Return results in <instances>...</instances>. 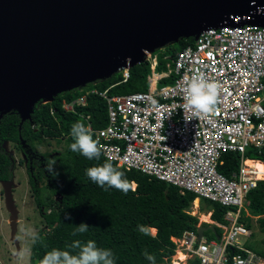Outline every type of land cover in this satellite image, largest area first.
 I'll list each match as a JSON object with an SVG mask.
<instances>
[{
	"label": "built area",
	"instance_id": "1",
	"mask_svg": "<svg viewBox=\"0 0 264 264\" xmlns=\"http://www.w3.org/2000/svg\"><path fill=\"white\" fill-rule=\"evenodd\" d=\"M240 20L202 32L194 45L178 53L167 73L156 71L157 57L149 54L147 92L110 96L93 89L63 103L65 111L74 112L87 104L88 94L101 97L108 124L100 130L90 123L86 127L108 161L228 209L226 224H215L222 230L218 240L199 242L192 231L174 239L176 253L201 264H264L263 257L246 247L249 233L241 221L247 195L264 181L257 166L264 163L247 157L249 150L264 151V27L241 25ZM129 71L122 70L123 82ZM193 72L220 85L211 115L196 118L183 107L185 78ZM171 73L174 82L160 87ZM230 153L239 156L238 168L227 177L219 168Z\"/></svg>",
	"mask_w": 264,
	"mask_h": 264
},
{
	"label": "trees",
	"instance_id": "2",
	"mask_svg": "<svg viewBox=\"0 0 264 264\" xmlns=\"http://www.w3.org/2000/svg\"><path fill=\"white\" fill-rule=\"evenodd\" d=\"M194 43V38H182L177 43L155 51L153 55L158 62L156 71L167 73L174 67L178 53ZM150 73L151 62L145 60L130 69V77L126 82H123L122 73L118 72L104 80L89 83L84 88L63 91L53 102H38L33 107L30 119H22L14 111L0 118V180L10 179L9 155L2 145L12 144L17 151L26 155V165L33 169L28 173L31 187L38 190L41 184L50 190L52 198L48 207L56 213L44 215L47 227L37 234L33 242L29 264H39L46 252L53 248L63 250L75 240H94L98 247L111 249L116 256V264H150L144 256L145 250L156 257V264H171L176 254L174 239H180L187 231L197 233L199 218L190 214L196 195H183L177 187L139 171L120 168L113 162L124 173V178L131 182V187L126 194L114 188L104 191L87 178L85 170L108 160L102 154L99 161H90L69 149L73 142L71 125L80 121L86 126L90 123L93 130L105 128L108 124V109L106 102L94 94H88L87 104L76 107L74 112L65 111L64 102H72L93 89L108 91L110 96L147 92ZM174 79L175 75L171 73L159 86L172 84ZM91 135L95 139L94 134ZM53 141L61 145V151L56 150V154L42 151V147L50 146ZM253 152L249 150L247 155ZM254 153L264 163V151ZM48 159H56L55 171L58 176L44 170V162ZM224 159L226 163L219 170L230 177L238 168L239 156L230 153ZM247 202L249 204L242 212L241 221L249 232L255 220L264 235V181H259L257 187L250 191ZM210 203L212 209L205 208L202 211H212V221L226 224L224 217L228 209L218 203ZM81 223L87 224L89 231L73 236L75 227ZM141 227L147 229L149 235H144L140 231ZM215 229V233L208 231V240L221 236V229ZM248 247L264 258V250H256L252 245ZM186 264L201 263L193 258L188 259Z\"/></svg>",
	"mask_w": 264,
	"mask_h": 264
},
{
	"label": "water",
	"instance_id": "3",
	"mask_svg": "<svg viewBox=\"0 0 264 264\" xmlns=\"http://www.w3.org/2000/svg\"><path fill=\"white\" fill-rule=\"evenodd\" d=\"M237 18L264 27V0H0V118L30 119L38 102ZM208 231L198 228L199 242Z\"/></svg>",
	"mask_w": 264,
	"mask_h": 264
},
{
	"label": "clouds",
	"instance_id": "4",
	"mask_svg": "<svg viewBox=\"0 0 264 264\" xmlns=\"http://www.w3.org/2000/svg\"><path fill=\"white\" fill-rule=\"evenodd\" d=\"M184 86L183 107L190 112L193 117L200 118L215 112L219 103L220 85L209 80L203 72H193L190 77H186ZM70 136L72 143L69 149L73 153H78L88 160L99 161L102 155L98 142L89 133L86 125L77 121L71 125ZM56 159H48L44 162V170L53 176L59 174L55 171ZM85 175L98 187L104 191L116 189L127 193L131 187V182L124 178V173L113 165L110 161H105L98 166H92L85 170ZM70 219V217H68ZM89 231V226L81 223L75 227L73 236L83 235ZM140 231L144 235H149V231L143 227ZM23 235H31V230L21 229ZM33 241L37 239L33 236ZM20 239V236H17ZM47 247V245H44ZM145 258L150 264H156V257L144 251ZM39 264H116V256L111 249L98 247L94 240L82 242L75 240L65 249L53 248L46 252Z\"/></svg>",
	"mask_w": 264,
	"mask_h": 264
},
{
	"label": "rangeland",
	"instance_id": "5",
	"mask_svg": "<svg viewBox=\"0 0 264 264\" xmlns=\"http://www.w3.org/2000/svg\"><path fill=\"white\" fill-rule=\"evenodd\" d=\"M3 148L13 156L16 168L10 184L0 183V264H29L34 242L32 237L37 236L40 231L47 227L44 215L56 214L48 207L52 195L48 187H43L41 184H39L38 190L31 187L28 169L25 165L27 158L23 153L17 151L12 144H3ZM56 150L61 151V145H56L54 141L51 142L50 146L42 147V151H49L53 154H56ZM247 157L258 160L254 152ZM20 161L22 164L19 163ZM134 188L135 185H133ZM197 200L199 199L194 201L190 214L199 218V225L212 223L210 213L202 211L205 208L212 209L211 203L200 199L201 201L196 204ZM204 215L209 217V221H202ZM12 220L16 221L20 236L17 246L9 238V224ZM252 226V231H249L248 237L245 238L246 245H252L256 250H264V235L260 232L255 220H253ZM21 229L31 230V235H23ZM152 233L155 234V230ZM208 238L209 233L206 232L205 239L208 240ZM176 256L177 253L173 256L171 264L180 262ZM185 261L186 259L183 262Z\"/></svg>",
	"mask_w": 264,
	"mask_h": 264
},
{
	"label": "flooded vegetation",
	"instance_id": "6",
	"mask_svg": "<svg viewBox=\"0 0 264 264\" xmlns=\"http://www.w3.org/2000/svg\"><path fill=\"white\" fill-rule=\"evenodd\" d=\"M2 147H3V145H2ZM4 149V148H3ZM6 153H8L7 151H5ZM24 154V153H23ZM8 155H9V162H10V166L8 167V172H9V174H10V179H7V180H0V183H2V184H10L11 182H12V180H13V173H14V171H15V168H16V163H15V160H14V158H13V156L10 154V153H8ZM25 155V154H24ZM26 156V155H25ZM20 164H22V162L20 161L19 162ZM25 165H26V163H25ZM26 167H27V169H28V173H29V171H32L33 169H31V168H28V166L26 165ZM28 176H29V174H28ZM11 190V189H10ZM9 190V191H10ZM10 241L14 244V245H18V242H19V240L17 239V236H18V231H17V223H16V221H11L10 222Z\"/></svg>",
	"mask_w": 264,
	"mask_h": 264
},
{
	"label": "crops",
	"instance_id": "7",
	"mask_svg": "<svg viewBox=\"0 0 264 264\" xmlns=\"http://www.w3.org/2000/svg\"><path fill=\"white\" fill-rule=\"evenodd\" d=\"M196 202L199 203V202H200V199L197 200ZM207 213H210V215L212 216V211H207ZM211 216H210V219H211ZM211 222H212V223H208V226H209V225H213V226L215 227V224H219V223H216V222H214V221H212V220H211ZM202 225H203V224L201 223V224L199 225V227L202 226ZM221 231H222V230H221ZM204 238H205V237H204ZM215 240H216V239H215ZM246 247H247L248 249L251 250V248H249L247 245H246ZM251 251H253V250H251ZM253 252L256 253L255 251H253ZM179 254H182V255H183V253H177L176 259H177L178 261H180V262H175V264H182V263H183V264H186V263H187V258L184 257V259H186V261L183 262L184 260H183V261L181 260ZM256 254H257V253H256ZM257 255H258V254H257ZM183 256H184V255H183ZM259 256H260V255H259ZM263 259H264V258H263Z\"/></svg>",
	"mask_w": 264,
	"mask_h": 264
},
{
	"label": "bare ground",
	"instance_id": "8",
	"mask_svg": "<svg viewBox=\"0 0 264 264\" xmlns=\"http://www.w3.org/2000/svg\"><path fill=\"white\" fill-rule=\"evenodd\" d=\"M48 99H50V97H48ZM257 166H258L259 170L264 171V164L258 163ZM196 204H197V202H196ZM202 221H209V217L207 215L202 216ZM179 255H180L181 260L183 261L184 256L182 254H179Z\"/></svg>",
	"mask_w": 264,
	"mask_h": 264
}]
</instances>
